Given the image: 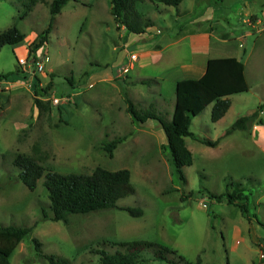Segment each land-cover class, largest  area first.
Wrapping results in <instances>:
<instances>
[{
	"label": "rangeland",
	"instance_id": "1",
	"mask_svg": "<svg viewBox=\"0 0 264 264\" xmlns=\"http://www.w3.org/2000/svg\"><path fill=\"white\" fill-rule=\"evenodd\" d=\"M52 1L29 11L28 0H0V34L16 27L26 36L22 45L0 51V226L34 229L11 264H49L34 240L44 255L72 264H99L95 251L116 254L124 251L118 244L132 242L171 249L174 264H195L199 257L203 264H264L259 238L253 244L249 230L253 225L257 235H264V140L250 129L256 122L225 136L239 118L264 105V0H185L180 8L150 0L137 5L152 29L171 33L182 56L192 36H209L210 47L218 50L209 51L212 57L241 52L245 64L250 91L231 96L232 108L218 123L211 121L213 106L193 120L194 135L220 143L213 148L186 139L194 163L183 169L185 180L173 166L160 123L141 125L129 113V102L139 113L156 102L157 112L171 120V96L164 100L159 86L135 77H155L170 62L130 68L139 42L131 45L126 38L139 36L121 31L109 0L71 1L57 16L49 42L40 47ZM154 39L149 34L142 43ZM39 62L43 72L37 70ZM36 100L43 109L36 108ZM259 119L264 121V109ZM114 141L119 144L110 157L103 146ZM18 154L61 174L129 170L135 194L118 207L139 208L144 215L134 218L116 208L74 215L68 224L54 222L45 178L30 191L13 164ZM233 193L246 214L211 198ZM143 259L170 264L155 260L153 250Z\"/></svg>",
	"mask_w": 264,
	"mask_h": 264
},
{
	"label": "trees",
	"instance_id": "2",
	"mask_svg": "<svg viewBox=\"0 0 264 264\" xmlns=\"http://www.w3.org/2000/svg\"><path fill=\"white\" fill-rule=\"evenodd\" d=\"M76 0H53L50 4L51 21L44 31L39 46L49 42L50 34L57 16L71 2ZM147 0H109L111 14L119 28L124 27L127 32L134 35H144L153 27V22L141 14L137 5ZM167 7L178 8L185 0H150ZM44 0H28L31 11L37 4ZM26 36L16 27L0 34V51L6 46L17 47L24 43ZM245 65L237 58L210 59L205 75L199 80H183L178 82L175 91V106L171 120H166L156 110V102H152L143 112L134 110L129 102V113L133 120L144 125L149 120L158 121L165 133L168 148L171 153L172 163L184 179L183 169L194 163L192 152L187 147L186 139L192 138L209 147H217L220 140L212 142L194 135L191 131L193 120L200 116L209 106L212 107L211 121L218 123L230 111L231 96L250 91V85L246 79ZM145 84H158L155 80H146ZM36 108L43 109L40 100H36ZM264 105L252 115L239 118L235 124L227 130L225 136H230L236 131H247L251 124L257 123L264 126V121L257 118L259 112H263ZM119 142L105 144L104 150L113 157L114 150ZM14 166L20 170L19 179L30 190L35 191L38 182L45 178L44 186L48 191L52 206L54 222L69 223V218L74 215H88L91 213L119 208L118 202L135 194V188L131 183V172L120 170L111 172L98 168L91 175L85 174H61L45 168L35 157L18 154L13 161ZM232 195H213L211 198L218 202L226 201L229 205L239 207L244 214L243 206L236 204L237 198ZM187 198L182 197L185 201ZM130 216L139 218L144 211L139 208H119ZM45 220L47 215H44ZM33 228H20L15 226H0V264H11V258L19 245L33 233ZM36 251L41 258L49 264H72L68 259L44 255L41 253V243L34 240ZM123 252L109 254L97 250L94 253L100 255L99 264H147L143 259V253L153 250L155 260L174 264L169 260L174 252L161 245L148 242H132L118 244ZM192 264V263H188ZM195 264H203L199 257Z\"/></svg>",
	"mask_w": 264,
	"mask_h": 264
},
{
	"label": "crops",
	"instance_id": "3",
	"mask_svg": "<svg viewBox=\"0 0 264 264\" xmlns=\"http://www.w3.org/2000/svg\"><path fill=\"white\" fill-rule=\"evenodd\" d=\"M180 7L182 6H179L178 8ZM152 28L148 29L144 35H138L139 38H135V40H132L131 36L129 35L127 36L126 40L131 45L132 43L139 42L135 46V48L137 49V54L133 56H137V60L134 64L135 68L132 70H144L146 68L148 69L150 67L159 66L167 61L170 62L168 63L169 66L166 68V70L163 73L159 72V74H156L155 77H145L142 75L135 76L137 79H149L158 82L157 86H159L161 97H163L164 100H168L171 96L170 102H175V91L178 82L183 80L201 79L207 71V65L210 59L237 58L238 60L242 61L243 57L241 52H239V54H236L237 56L233 54L220 55L221 53L219 52L218 57H212V54H210L209 51L218 50H216V45H213L215 47H210L212 42L210 41L209 36H192L190 38V41L188 42L189 47H187L186 55L182 56L183 52L182 54L180 53V46L178 45L179 43L174 40V37L170 35L171 33H159V31H156ZM124 30L125 28L122 27L121 31L123 32ZM149 34L156 36V39H154L153 42L142 43V41H146V37ZM228 43L229 41L226 40L221 44L226 45ZM163 55L167 56V59L165 61L163 60ZM180 58H182V60ZM185 58L188 59V62H184ZM173 66L178 67L173 68ZM250 129L253 132H256L259 140H264V126L255 123L250 127ZM257 229L258 228H255L253 225L250 226L249 229L250 232L253 231V244L255 240L264 236L263 234L262 236L259 234L257 235Z\"/></svg>",
	"mask_w": 264,
	"mask_h": 264
},
{
	"label": "built area",
	"instance_id": "4",
	"mask_svg": "<svg viewBox=\"0 0 264 264\" xmlns=\"http://www.w3.org/2000/svg\"><path fill=\"white\" fill-rule=\"evenodd\" d=\"M133 60L136 61L137 60V56H133ZM134 64H135V62L131 64V67H130L131 69H134L135 68V65ZM37 70L39 72H43L44 65H43L42 62H39L38 63ZM56 103H58V102L56 101ZM258 245H260V247L262 248V251L263 252L260 254V259H261L262 263H264V236L262 238H259L258 239Z\"/></svg>",
	"mask_w": 264,
	"mask_h": 264
}]
</instances>
